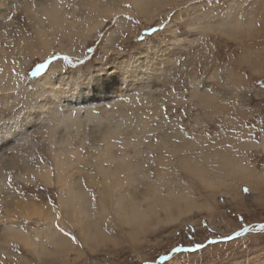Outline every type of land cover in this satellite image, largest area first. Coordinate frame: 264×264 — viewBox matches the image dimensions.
Wrapping results in <instances>:
<instances>
[{"label":"rangeland","instance_id":"374dc122","mask_svg":"<svg viewBox=\"0 0 264 264\" xmlns=\"http://www.w3.org/2000/svg\"><path fill=\"white\" fill-rule=\"evenodd\" d=\"M31 1L1 2L0 24L13 38L11 48L19 40L23 42L24 38L34 37L32 18L25 12ZM63 1L70 8L77 5L85 14V0ZM98 2L102 3L101 8L94 11L92 23L94 20L102 22L95 30L73 40L63 39V46L55 47L45 57L41 56L45 49L38 42L35 49L17 54L14 59L20 66L16 69L20 81L16 88L17 96L5 107L0 106V123L10 122L16 111L20 112L19 117L30 110L37 111L39 103L47 101V97L38 92L43 83H37L41 80L31 73L38 63L50 57H56L50 68L58 63L62 65L53 72L57 75H69L79 67L88 74L90 69L105 73L120 66L130 64L131 69L140 64L147 78L142 83L138 82L139 86L121 93L116 83L112 88L116 94L112 97L91 100L96 103L95 110L101 118L93 116L85 120V131L79 136L75 134V142L88 134L90 140L100 144L101 140L94 138L110 124L102 103L122 99L124 93L149 100L143 109L154 110L156 118L152 120L155 128L151 135L147 134L141 144L146 147L154 143L153 150L144 152L152 157L146 168L156 178L160 168L157 163L164 157L163 166L171 170V184L176 190H188L187 194L198 205L175 222L160 224L135 237L131 235L129 226L109 211L106 218L101 219L109 233L108 239L93 250L83 244L79 227L61 213L60 218L66 220L65 224L60 218L58 221L55 218V224L59 223L66 232L76 236L75 245L80 250L72 249L67 254H55L54 251L40 253V257L22 243L13 242L0 245V264H161L164 256L170 257L165 264H264V233L254 230L235 237L243 227L254 228L264 224V0H196L183 9L170 6L182 4L185 0H147L149 7L145 12L138 11L131 1ZM107 7L111 10L105 9ZM197 22H200L199 29L194 27ZM173 28L176 31H172ZM153 29L158 31L154 34ZM90 47L94 51L89 52ZM63 56L71 57L73 64L62 60ZM197 79L202 87L192 90L193 81ZM106 80L103 79V83ZM230 84L236 87H229ZM32 95L36 97L35 102L26 108V98ZM116 113L117 119L124 118L120 117L121 112ZM136 119L135 113L129 116L131 132L137 130ZM42 121L38 123L41 127L38 129L49 124L45 119ZM161 137H166L171 145L181 146L183 152L191 156H197L200 150L221 153L223 157L217 161L223 166H215L210 174L221 177L223 183L215 189L206 187L182 167L176 155L166 148L160 149ZM181 138L193 142V147H184ZM29 147L36 160L51 163L48 138L38 132L29 141ZM82 151L92 159L87 146H83ZM4 154L10 156L11 151L6 150ZM226 162L232 165L228 166ZM211 163L213 167L215 162ZM204 164L209 167L207 161ZM94 167L93 163H86L83 169L95 171ZM231 167L236 171L228 172L227 168ZM17 171L13 169L9 183L19 191L21 200L32 199L38 206L42 203L51 208L55 204L53 209L62 211L60 189L56 184L48 185L39 179L26 183L16 177ZM74 174L86 179L87 189L95 197L97 209H100L98 200L103 183H89L84 170ZM92 177L101 179L97 173ZM245 179L253 180L254 186L244 182ZM104 201L108 207L112 206L108 197ZM13 203L0 207L3 218L15 217L33 235L36 228L43 227L42 215L38 213L29 220L22 216L20 204ZM46 206L43 207L47 209ZM226 236L234 239L226 240ZM212 240L217 243L210 244ZM200 243L205 247L195 252L172 251L176 247L195 248Z\"/></svg>","mask_w":264,"mask_h":264},{"label":"bare ground","instance_id":"6f19581e","mask_svg":"<svg viewBox=\"0 0 264 264\" xmlns=\"http://www.w3.org/2000/svg\"><path fill=\"white\" fill-rule=\"evenodd\" d=\"M2 1L6 0H0V12ZM121 1H131L140 12H145L149 7L147 0ZM83 4L84 7L86 6L85 14L77 5L71 8L66 6L63 0H32L31 4L29 3V6L25 7V12L32 18L34 37L24 38L23 42L20 40L15 42L14 48H11L13 38L8 35L4 25L0 24L1 107L14 101L17 96L16 88L20 81L19 71L16 69H19L20 66L14 59L18 53L35 49L38 42L45 49V52L41 54L45 57L55 47L63 46L61 43L63 39L69 41L76 36L86 35V33L95 30L96 26L102 22V20L100 22L94 20L95 23H92L94 11L101 8V2L85 0ZM105 9L111 10L109 7ZM130 66V64L120 66L118 69L114 68L105 73L94 72L90 69L88 74H84L82 68L79 67L76 72L69 75H57L53 72L62 65L61 63L52 65L43 78H38L43 83L38 92L41 96L45 95L47 101L39 103L37 111L30 110L20 117L11 118L10 122L0 123V207L9 205L10 202L17 203V206L20 204L22 216L33 220L35 215L40 214L43 216L44 222L43 227L36 228L33 235L30 231L25 230L15 217L3 218L0 209V245H8L13 242L22 243L39 256L40 253H52L53 251L55 254H67L72 249L78 251L80 249L77 245L55 227L54 213H59V217L61 213H65L79 227L78 232L83 244L93 250L108 239L109 233L102 225L101 219H105L109 211L114 213L122 223L128 225L131 235L135 237L136 234L152 227L175 222L198 205L194 198L189 197L188 190H176L171 184V170L163 166L164 157L160 158L157 163L160 168L157 170L156 178L146 168L152 157L147 156L144 152L153 150L154 143H149L148 147H143L141 144L146 135L153 130L152 120L156 118L154 110L143 109L149 100L124 93L122 99H111L108 104L102 103L103 112L105 111L106 116L109 117L110 124L102 128V134L94 138H99L100 144H95V140H90L88 134L78 138L75 142L77 139L75 134L79 136L82 131H85L84 121L93 116H100L99 112L95 110L97 109L95 108L96 103L91 100H104L112 97L116 94H113L112 91L116 83L119 85V92L122 93L133 89L138 82L142 83L147 78V73L142 70L143 67L140 68V64L132 66L131 69ZM126 69L130 70L126 72ZM103 79L107 80L103 83ZM85 87L86 92L84 91ZM105 88L111 90L104 91ZM116 112H121L120 117L124 118L117 119ZM58 113L62 118L59 122H55ZM132 113L137 116V121H135L137 130L134 132L130 131L128 121ZM42 119H45L49 124L44 129H38L41 128L38 123ZM70 130H73L74 133ZM38 132L44 138H48L51 163L36 160L34 151L29 147V141ZM28 137L31 139L29 140ZM160 139V149L166 148L167 151L176 155L182 167L194 174L206 187L215 189L219 183H223L221 177L219 179L210 174L215 166L217 168L223 166L217 161L223 157L221 153L200 150L197 156H191L184 153L181 146L171 145L166 137ZM182 139L184 147H193V142L185 140V138ZM176 140L178 141V139ZM22 141H26V143H22ZM83 146H87L92 159L87 157L86 152L83 153ZM131 149L133 153H131ZM6 150L11 151L10 156L4 154ZM134 155L139 157L135 158ZM204 161H207L210 168L204 164ZM213 161L215 165L212 167L211 162ZM86 163H93L95 171L83 169L86 167ZM226 163L228 164V162ZM230 165L232 163L228 164V166ZM13 169H18L16 177L26 183L39 179L48 185L56 184L60 189L59 198L62 211L57 212L42 203H39L41 206H38L37 202L32 199L21 200L19 191L17 192L9 183ZM80 170L85 171L89 183H103V190L100 191L98 200L100 209H97L98 206L96 207L93 196L87 189L86 179L74 174ZM242 170L245 171L248 168ZM227 171H236V169L231 167L227 168ZM94 173L100 175L101 179L97 180L92 177ZM32 177L36 179L33 180ZM244 182L254 186L253 180L245 179ZM106 197L110 199L111 207L105 204ZM43 206H46L47 209ZM7 208L9 207L7 206ZM60 219L61 223L65 224L66 220ZM47 244L53 248L50 249Z\"/></svg>","mask_w":264,"mask_h":264},{"label":"snow or ice","instance_id":"6c2138e0","mask_svg":"<svg viewBox=\"0 0 264 264\" xmlns=\"http://www.w3.org/2000/svg\"><path fill=\"white\" fill-rule=\"evenodd\" d=\"M196 2V0H185L184 3L182 4H179V5H175V6H170V7H179L181 9L183 8H187L189 7L190 5L194 4ZM129 20H131V17L128 18ZM195 28L199 29L200 27V22H197L195 25H194ZM153 33L155 34L156 29H153L152 30ZM172 31H176L175 28L172 29ZM143 42V41H142ZM116 47L118 48L119 45H116ZM94 51V49H92L91 47L89 48V52H92ZM56 59V57H50L47 61L45 62H40L38 63L36 66H35V69L34 71L31 73L34 77H41L43 78V76H45L47 74V71L49 70L50 68V65L52 64L53 60ZM62 60L66 61L68 64H73V61L71 59V57L69 56H63L61 57ZM79 63L83 64L84 62L83 61H80ZM2 71V70H0ZM41 81L37 82V83H41ZM199 87H202V84L200 83L199 79L197 80H194L193 81V84H192V90H195ZM229 87H232V88H235L236 86L234 84H230ZM237 91L239 89H236ZM174 91V89H173ZM35 99L36 97L34 95L30 96V98H26V103H25V107L28 108L30 106L31 103H34L35 102ZM24 109H21V111H23ZM165 111H167V109H165ZM20 115V112L19 111H16L14 116L12 118H14L15 116H19ZM61 114H57L56 117H55V122H59V120L61 119ZM149 135H151V133H149ZM28 139L30 140L31 137H28ZM22 143H26V141H22ZM53 175H55V173H53ZM33 180H35L36 178L35 177H32ZM245 191H247V189H245ZM93 199H95V197H93ZM53 208L56 207L55 204L52 205ZM55 215V218L56 220L58 221L59 220V213H54ZM241 219H243L241 217ZM55 227L56 229H58V231H60L61 233H63L64 235L66 236H69L70 239L73 241V243H76L77 242V238L76 236L72 235L71 233L69 232H66L64 228H61L59 223H56L55 224ZM254 230H258L260 233H264V224H259V225H256L254 228H250V227H243L241 231H238L235 233V237H240V236H243L245 235V233H248L250 231H254ZM224 239L226 240H232L234 239L233 236H226L224 237ZM210 244H216L217 241L215 240H212V241H209ZM205 245L203 243H200V244H197L195 246V248H184V247H176L174 249H172L173 253H183V252H195L196 250L198 249H201V248H204ZM170 259V257L168 256H164L161 258V264H165L166 261H168Z\"/></svg>","mask_w":264,"mask_h":264}]
</instances>
